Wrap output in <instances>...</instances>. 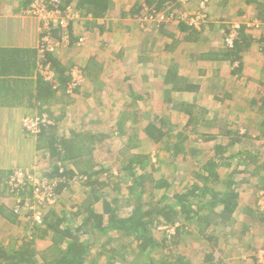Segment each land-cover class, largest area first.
Segmentation results:
<instances>
[{
  "label": "trees",
  "instance_id": "1",
  "mask_svg": "<svg viewBox=\"0 0 264 264\" xmlns=\"http://www.w3.org/2000/svg\"><path fill=\"white\" fill-rule=\"evenodd\" d=\"M34 1L23 0L26 9ZM68 3L65 1L63 5H58V8L65 10ZM113 6L111 0H77L74 4V8L80 13L94 18L103 17ZM165 7V0H136L131 5L130 15L139 19L161 15L162 18H153L150 21L166 23ZM257 15L258 20L264 25V4L258 5ZM177 18L180 30L187 32L196 30L198 27L187 19H180L179 16ZM206 21L205 14L204 20L199 24ZM229 27L225 24L224 39L229 33ZM70 28L68 34L72 43L78 40V36L72 39ZM243 29L245 27L239 25L232 44H225L227 55L232 53L233 47L236 49L240 45V40L246 39L245 34L241 32ZM50 35L57 38L59 31L52 30ZM259 44L264 50V33L259 38ZM43 57V63L49 62L56 74L54 79L49 81L40 78L35 93L30 92V97L26 101L29 102L30 107H34L35 104L38 106L40 116L43 112H49L41 103L48 99L53 91L61 88L63 94H66L65 85L71 81L70 71L73 67H79L83 76L93 75L97 71L93 65L95 62L92 61L81 68L77 63L71 66L62 65L56 57H53V53L45 52ZM168 73L171 74L170 69ZM14 74L22 75L23 73L19 70ZM165 77L168 82L175 76L172 74V78L168 75ZM123 87L129 90V94L131 93L130 83L124 82ZM174 88L181 87L176 85ZM17 95L15 93V96ZM22 96L16 97L15 100H22L24 98ZM33 99L35 104L31 102ZM253 101L259 104L263 112L259 128L264 134V86L260 91L259 99ZM165 102H170V99ZM197 111L186 110L188 120L176 134H173V124L159 115L150 116L143 128V135L153 143L160 146L162 144L161 147L172 160L180 154L186 156L189 153L192 156L194 164L191 180L181 190L174 189V180L154 177L152 173H146L149 167L152 168L150 155L132 151V148L140 145L138 143L140 141L135 139L138 133L128 137L124 145L127 152L122 154L117 171L110 173L112 177H102L103 174H107V170L100 165L94 149L96 143L106 138L105 131L92 130L84 133V131L69 129L68 134H63L59 132L55 123L46 119L41 121L44 119L43 116L35 130L27 129L22 125L24 131L35 138L37 149L46 150L48 157L54 162L53 172L48 175L54 194L58 195L64 188L70 189L73 181H78L84 196L80 201L73 198L74 203L69 206H65L62 202L45 206L41 220L37 221L32 216V210L23 214L21 210L16 211L17 205L33 203L31 198L33 187L25 184L12 189L9 180L14 171L7 173L0 170V200L16 193L20 197V200L14 201L11 206L1 200L0 216L14 225L23 226L25 231L20 239L7 243L0 240V264H86L87 259L91 257L92 264H97L101 258H106L104 264H192L190 262L192 255L185 254L177 246L183 233H192L191 226L198 231V239L201 240V245L205 246L204 251L198 255L202 257L200 264H226L222 257L224 250L220 244L221 236L226 233L215 228L233 218L232 215L239 205V192L232 189L234 182L224 178L220 170L230 167L234 161L244 163L243 160L247 157L254 159L261 154L239 148L230 151L219 142L205 151V156L202 150L188 149L190 134L201 136L205 140L213 139L215 136V134L198 132L202 122L207 124L210 122L207 119L205 121L203 115H199ZM133 115L131 122L137 123L139 118L137 119L136 114ZM60 118L62 116L57 117V120ZM219 128L221 131L227 129L226 123ZM97 129L101 128L97 127ZM118 130L121 131L122 127ZM228 130H225L227 134L230 131ZM235 142L237 140L233 139L231 145ZM227 151L230 152L227 153ZM111 184L119 195L122 190L125 192L123 207L119 204L118 195L107 197L101 193L103 188ZM222 185H224L223 188ZM258 188L264 189V182ZM156 190H162L161 195L156 196ZM57 205L60 208H57ZM123 208L127 210L125 213ZM21 216H26L28 219L23 220ZM243 221H248L247 226L253 230L251 232L243 229L239 233L236 232V237H245L249 232L255 236L264 235V210L256 202L246 208ZM157 226L174 227V232L168 236L167 241V234L159 240L151 231ZM37 240H47L49 244L43 249H38ZM170 244H173V248L167 253L160 254L157 258L152 256L153 251L167 249ZM233 262L236 263L231 264H243L237 263L238 261Z\"/></svg>",
  "mask_w": 264,
  "mask_h": 264
},
{
  "label": "crops",
  "instance_id": "2",
  "mask_svg": "<svg viewBox=\"0 0 264 264\" xmlns=\"http://www.w3.org/2000/svg\"><path fill=\"white\" fill-rule=\"evenodd\" d=\"M67 1L73 7L77 2ZM111 1L114 6L103 17L94 18L80 13L83 20L70 25L72 39L86 37L83 45L78 44V40L72 43L62 40L61 30H55L59 35L57 38L54 36L57 47L53 57L62 65L71 66L70 63L74 62L82 68L91 61L95 62L93 65L97 71L90 76L85 74L83 88L74 89V106L80 103L77 101L82 96L90 101L97 99L106 88L107 91L113 88L118 99L124 100L121 111L127 112L125 109L136 105L133 114H137L141 121L139 115L142 113H139L136 101L144 98L142 92L146 90L151 98L170 99L166 102L169 108L182 115L180 129L188 120L186 110H198L197 113L210 122H202L198 132L215 134L213 139L205 140L190 134L194 135L192 139L189 135L190 141L210 142V148L219 142L230 151L239 148L254 152L248 145L244 148L242 145L251 138L262 140L264 137L259 128L263 112L253 101L259 99L264 86V50L259 44L264 26L253 29L248 23L258 20V5L264 4V0H165L166 23L133 18L130 8L136 0ZM21 4H24L23 0H0V170L7 173L21 165L32 166L37 151H41L33 137L23 131L22 119L39 113L35 99L31 101L34 107L26 102L29 93H35L37 82L52 80L56 74L52 66L51 78L41 73V65L47 64L43 63L44 57L39 51L45 29L36 16L27 13L28 7L26 9V5L22 7ZM197 11L205 13L207 21L196 25V30H180L177 16L185 19ZM230 12L236 14L228 16ZM231 17L235 23L245 27L241 32L246 39L240 40V45L236 49L233 47L232 53L227 55L223 29L225 20ZM115 49L119 60L110 56ZM158 62L162 67L155 71ZM19 70H22V75L14 74ZM144 71L154 72L147 76ZM165 75L172 80L167 82ZM126 81L132 85L129 96L133 101L127 99L129 96L123 87ZM176 85L181 88L175 89ZM61 90L53 91L41 104L50 106L63 100L62 96L70 98V94H63ZM18 96L24 98L15 100ZM82 107L73 108L69 114H97L91 108ZM155 112L143 115H157ZM59 115L63 117L67 113L61 111ZM103 115L108 113L102 110L97 116ZM95 120L93 123L97 125L104 124L101 118ZM148 120L143 121L144 126ZM225 123L229 134L219 130ZM233 139L237 142L231 145ZM5 200L2 199L7 203ZM0 225L8 229L20 227L1 216ZM46 241L37 240V248H45L49 244ZM41 242L45 245L42 246Z\"/></svg>",
  "mask_w": 264,
  "mask_h": 264
},
{
  "label": "rangeland",
  "instance_id": "3",
  "mask_svg": "<svg viewBox=\"0 0 264 264\" xmlns=\"http://www.w3.org/2000/svg\"><path fill=\"white\" fill-rule=\"evenodd\" d=\"M38 0H35L33 4L37 3ZM41 2H48V0H39ZM60 4H64V2H69L67 0H59ZM21 6H25V4H21ZM68 6H71L73 10L75 8L72 6L71 3H68ZM203 12H192L188 15V17H191L192 15H202ZM233 12L228 13V16H232ZM187 18V17H186ZM250 21L249 23H251ZM235 23L233 21V18H229V20H225V24L228 26ZM74 24V23H73ZM80 38V37H79ZM86 37H84L85 39ZM102 38V37H100ZM70 39L68 34V40ZM104 40V37L102 38ZM70 41V40H69ZM111 41V40H110ZM78 42V41H77ZM85 40L80 44L83 45ZM79 44V43H78ZM117 49L114 50L112 54H110L112 59H118L116 54L118 52H115ZM116 53V54H115ZM108 57V55L106 54ZM119 60V59H118ZM69 63V62H68ZM74 62H71L72 64ZM162 67V63H157V69L155 71L159 70V68ZM147 76H151L152 72L154 71H144ZM78 81L74 82L71 81L67 84L65 90L66 95L70 94V98L62 96V99L60 102H56L54 105H45V107L50 112H43L41 114L43 117L46 118V120L51 121L52 123H55L56 126L59 128V132L63 134H68V130L73 128L75 130H80L85 132H89L92 130H102V132H106L107 136L104 139V141H101L100 143L95 144L94 153L96 154L97 159L100 161V165L107 170V174H103L102 177H112L110 176V173H115L117 171V165L122 157V154L127 152L124 149V145L128 139V137L133 136L135 134H139L135 137L136 141H140L139 146L136 148H132L133 152H141V153H147L150 155V161L152 164V168L149 167L146 170V173H152L154 177H165L169 180H174L173 187L176 190L183 189L184 185L186 186L190 180H191V171L193 170L192 166L194 164V160H192V156L187 153L186 156L183 154H180L174 160L170 157L168 153H166L163 148L160 146V144L153 143L150 139H148L146 136L142 134V127L143 121H146L147 118L149 119V115H143L144 113L149 111L155 112V114H159V116H163L164 118H167L169 122L173 124V134H176L178 131H180V125L183 122L182 121V115L176 112L175 109H170L169 105L164 100H159L156 97L149 96V94L144 90L142 92L143 99L139 102L136 101L138 109H140L139 115L141 118V121L139 119V123H133L131 122L133 118V111H135L136 105H131L128 107L127 112L121 111L125 103H123V99H118L117 92L114 91V89H105L104 93H101L97 99L92 98V100L88 101L83 96L80 97V100H78L77 105L74 106L76 102V98H74L73 93L75 88H83V80L77 78ZM125 90V88H124ZM107 91V92H106ZM62 92V90H61ZM127 92L126 94L129 96V90H125ZM106 93V95H105ZM139 94V93H138ZM141 94V93H140ZM120 95V93H119ZM72 96V97H71ZM85 96V95H84ZM149 96V97H148ZM128 101H131L132 98L129 96ZM165 99V98H164ZM133 101V100H132ZM74 106V107H72ZM79 108L81 106H84L82 108L86 109H93V112H96L97 114L93 115H86V114H69L72 113L73 108ZM87 106V107H85ZM64 109V110H63ZM102 110L105 111V113H108V115H103L102 117H98L97 115L102 112ZM63 111L66 116L63 115L62 118L57 120V117H59V112L61 113ZM213 112V111H212ZM42 116L38 114H33L32 117L37 119L41 118ZM137 116V114H136ZM215 118V116H213ZM226 117V116H225ZM26 117L22 119V125L23 120ZM101 118L104 124L97 125V123H93L96 121L95 119ZM219 118V117H217ZM228 118V117H227ZM230 118V117H229ZM228 118V119H229ZM138 119V116H137ZM221 120V119H219ZM216 121V122H219ZM54 124V125H55ZM111 126V127H108ZM97 127L101 129H97ZM122 127V130H118ZM110 128V129H109ZM111 128H113L111 130ZM105 129V130H104ZM24 131V130H23ZM250 133V132H249ZM253 135H255L254 132H252ZM191 139L194 137V135H190ZM175 138V137H174ZM35 140V138L33 137ZM175 140V139H174ZM251 141L245 142L242 147H246L247 145L249 148L254 151L253 153H262L257 158L247 157L244 159V163H234L231 164L228 168H221L220 172L224 175L223 177L226 179H230L232 182H234V188L236 191L239 192V205L232 215V219L228 222H225L224 225H219L215 229L216 230H223L225 231V235L221 236L220 244L222 246V249L224 250V253L222 254L223 259H225L226 264L236 263L233 261L242 262L243 264H264V235L255 236L251 234L252 230H250V227L248 225V221H243V218L246 213V208L249 206H252L254 202L260 206L262 204V209L264 210V189L258 188L261 185H263L264 182V168L262 166L264 165V137L262 140H255V138H251ZM211 146V143L209 142H202L198 141L195 142L194 140H191L189 142V145L187 144L188 149L192 150L194 148L199 149L200 151H203V155L205 156L206 152ZM235 151V150H233ZM201 154V153H200ZM67 163V162H66ZM53 165L54 162L51 160L50 157H48V154L46 150L37 151V156L35 158V162L32 166H24L21 165L20 167H17L16 169H29L34 171V173L38 177H44L47 179V181H50L48 179V175H50L53 172ZM68 165V164H66ZM100 166V167H101ZM98 167V166H97ZM70 184V182H69ZM233 186V185H232ZM172 187V188H173ZM224 185H222V188ZM103 196L107 197H113L114 195H118L120 198L119 204L123 207L124 199H125V192L122 190L121 194L119 195L115 189L112 188V184L109 186H106L103 188L102 192ZM156 196L161 195L162 190H156L155 191ZM57 196L56 204H59V202L65 204V206H69L71 203H74L72 200L73 198L77 200H81L83 198V191L82 187L80 185V182L73 181L71 184L70 189L64 188L61 193H59ZM149 196V194H148ZM3 198H1L2 200ZM8 205H12L14 201L20 200V197L16 193V195L7 196L5 198ZM168 200V198H167ZM247 206V207H246ZM45 207L44 203H36L32 216L35 218L36 216L38 218L41 217L43 213V208ZM57 208H60L59 205L56 206ZM21 214L28 213L27 208H22ZM125 213L127 210L124 208L122 209ZM219 211V210H218ZM21 219L27 220L28 217L21 216ZM23 225V224H22ZM21 227V225H20ZM20 227H13V229H8L0 225V240L3 243H7L11 240H17L24 234L23 226ZM160 226H157L156 228H152V233L160 240L163 238L164 234H167L166 241L168 239V236L174 232L173 227H165L160 229ZM192 233H183L180 236L179 244L177 245L180 250H183V252L186 254H191L192 264H200V260L202 257H199L198 255L201 254L205 248V246L201 245V240L198 239V231L195 229V227H190ZM211 228V227H210ZM195 229V230H194ZM243 229H248L249 232L247 238L245 237H236V232H240ZM47 243V241H46ZM41 245L44 246L45 242H41ZM262 245V246H261ZM173 248V244H170L169 247L157 249L152 252V256L159 257L160 254H165L169 251V249ZM255 252H254V251ZM254 254L252 258V255ZM196 258H195V257ZM198 256V257H197ZM86 264H92V257L88 258ZM106 262V258H101L97 264H104Z\"/></svg>",
  "mask_w": 264,
  "mask_h": 264
},
{
  "label": "built area",
  "instance_id": "4",
  "mask_svg": "<svg viewBox=\"0 0 264 264\" xmlns=\"http://www.w3.org/2000/svg\"><path fill=\"white\" fill-rule=\"evenodd\" d=\"M58 5H60L59 0H48V3H45L44 1H37V3L35 4L32 3L27 9V13L36 16L45 29V36L42 39L43 41L39 50L42 56L45 52L54 53L56 50L57 41H55V39L50 35L52 30L60 29L62 32V40H68L70 25H73V23L81 22L83 20L82 18L84 17L77 10H73L71 6L67 5L65 7V10H61L60 8H58ZM201 14L202 15L200 16H187V18L185 19H187L191 24L198 25L205 18V13ZM153 18H162V16L160 15L158 17L156 16L149 18L145 17L141 18V20L150 21V19ZM248 24L253 29H262V27L264 26L258 20H253L251 23ZM229 28V33L226 35L224 42L225 44L231 45L237 35L239 23H233L232 25H230ZM84 40V37H80L78 39V43L81 44ZM52 72L53 70L49 63L41 65V73L46 75V77L51 78L53 76ZM70 77L72 81L75 80L74 82L78 81L77 78L82 79L83 74L79 67L75 66L71 69ZM45 119V117L41 120V118L35 119L33 117L26 116V118L23 120V124L27 129L35 130L38 126V122L40 120L44 121ZM9 184L12 186V189L22 187L25 184H29L33 187V196L31 197L33 199V203L31 205H17L16 211L25 207L27 208V210L33 211L36 203H44L45 206L56 204L57 196L53 192L52 183L50 181H47V179L44 177H38L32 170H14V173L10 176ZM260 208L262 209V204H260ZM34 219L40 221L41 217L38 218L36 216ZM160 227V229H162L166 226Z\"/></svg>",
  "mask_w": 264,
  "mask_h": 264
}]
</instances>
